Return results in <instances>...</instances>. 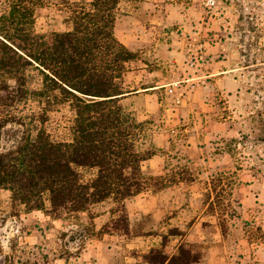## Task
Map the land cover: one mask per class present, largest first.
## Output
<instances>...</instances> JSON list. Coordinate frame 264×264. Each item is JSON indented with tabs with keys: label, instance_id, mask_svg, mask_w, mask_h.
<instances>
[{
	"label": "rangeland",
	"instance_id": "374dc122",
	"mask_svg": "<svg viewBox=\"0 0 264 264\" xmlns=\"http://www.w3.org/2000/svg\"><path fill=\"white\" fill-rule=\"evenodd\" d=\"M58 1L36 9L37 32L70 28ZM118 9L120 40L139 35L144 50L162 42L158 61L135 51L123 82L127 95L163 82L154 107L145 95L121 104L145 122L139 145L155 154L144 168L175 182L125 201L128 232L113 227L120 211L112 199L56 217L27 212L0 189V264H148L151 248L172 255L182 242L199 256L191 264H264V143L257 116L264 111V0H120ZM169 47L177 50L174 58ZM200 51L203 58L192 59ZM216 65L231 69L240 91L231 88L229 96L213 76L216 90L202 103L198 89L206 83L199 77ZM187 74L191 80L183 82ZM72 117L66 104L49 113L45 127L53 139L71 138ZM93 172L83 170L84 178Z\"/></svg>",
	"mask_w": 264,
	"mask_h": 264
},
{
	"label": "trees",
	"instance_id": "16d2710c",
	"mask_svg": "<svg viewBox=\"0 0 264 264\" xmlns=\"http://www.w3.org/2000/svg\"><path fill=\"white\" fill-rule=\"evenodd\" d=\"M46 2L0 0V189L27 212L56 217L112 199L120 211L113 227L128 232L125 201L175 179L144 168L155 154L139 145L145 122L121 104L131 92L123 82L137 53L115 32L120 0H59L70 28L39 33L35 11ZM63 104L73 112L71 138L55 140L45 123ZM257 116L264 143V111ZM86 169L94 170L88 178ZM144 258L148 264L199 260L183 242L178 253L151 248Z\"/></svg>",
	"mask_w": 264,
	"mask_h": 264
},
{
	"label": "crops",
	"instance_id": "0c3cea01",
	"mask_svg": "<svg viewBox=\"0 0 264 264\" xmlns=\"http://www.w3.org/2000/svg\"><path fill=\"white\" fill-rule=\"evenodd\" d=\"M143 37H139V35H137V37H134L133 40L130 41H125V40H121L129 49L133 50V51H141V53L143 52L145 55H147V58L149 60H155L158 61L157 56H159V51L158 50V46L162 45V42L160 43H156L155 47L153 46V50L151 48H145L146 50L143 49V43L142 41ZM146 40V39H145ZM168 52L170 57L174 58L177 54V50L175 47H169L168 48ZM204 74H201V76L199 77L200 80L202 81V83H206V84H199L200 88L198 89L199 94H201V99H202V103H205L206 100H210V96L212 94V92H214L216 90V85L218 82V80L221 82L222 84V88L224 89V87H226V89L228 90L229 96L230 93L229 91L231 90V88L233 89L235 87L236 91L239 92V88H238V80L235 78V76L233 77L232 71L231 69H217V65L215 67H210L207 68L205 70V77H203ZM216 76L217 81L214 82L212 79H210L211 77ZM187 78L182 79L183 82H190L191 78L188 77V74L186 75ZM205 78V79H204ZM165 84L163 82L160 81H155L152 84H147L146 88H145V93H141L139 91L135 92V93H131L130 95H126L124 96L121 101L126 100L128 98L131 97H138V96H148L150 99H152V106L154 107L155 104V100H154V96L156 95V89L157 88H162L164 87ZM239 90V91H238ZM159 101V100H158Z\"/></svg>",
	"mask_w": 264,
	"mask_h": 264
},
{
	"label": "built area",
	"instance_id": "2783aa9c",
	"mask_svg": "<svg viewBox=\"0 0 264 264\" xmlns=\"http://www.w3.org/2000/svg\"><path fill=\"white\" fill-rule=\"evenodd\" d=\"M202 58H203V55H202L201 51H200L199 54H197L196 56H193V57H192V59H194L195 61H196V60H199V59H202ZM195 61H193V63H194Z\"/></svg>",
	"mask_w": 264,
	"mask_h": 264
}]
</instances>
